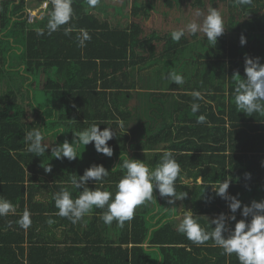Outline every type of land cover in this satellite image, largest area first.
Instances as JSON below:
<instances>
[{"label": "trees", "instance_id": "trees-1", "mask_svg": "<svg viewBox=\"0 0 264 264\" xmlns=\"http://www.w3.org/2000/svg\"><path fill=\"white\" fill-rule=\"evenodd\" d=\"M126 4L128 20L122 23L111 19L105 0L94 9L87 0H73V31L66 36L68 25L51 35L37 33L47 24L50 3L28 25L30 2L0 0V196L16 205V214L0 217V264H239L235 254H223L211 240L195 245L177 225L185 209L200 216L209 231L220 213L232 215L213 186L225 177H231L228 193L242 207L264 200V114L239 112L233 96L236 81L246 79L245 57L264 63V0H125L122 11ZM212 7L226 25L215 45L202 32L171 39L172 31L188 23L186 9L199 13L202 23ZM80 29L91 35L84 48L77 46ZM172 72L184 76L183 85L164 78ZM152 78L160 84L150 83ZM36 90L45 103L36 102ZM193 90L203 96L195 101L197 113L191 110ZM132 98L136 104L130 109ZM200 115L205 123L197 122ZM93 122L105 124L100 130H115L107 142L111 157L97 153L94 142L80 145L81 156L72 161L54 158L51 149L41 157L27 150L25 136L34 128H42L51 147L71 142L74 132ZM131 122H138L140 135L129 128ZM162 147L181 165L176 192L187 194L184 199L169 205L154 189L155 200L138 206L123 227L104 224L103 209L94 208L84 217L87 223L53 215L55 193L68 188L75 198L83 190L70 184L72 175L102 164L110 172L104 187L115 193L125 159L144 161L141 151H149L146 161L155 167ZM48 164L51 172L45 171ZM87 186L99 185L90 180ZM25 208L32 214L27 229L17 223ZM241 211L227 223L229 229L243 218ZM59 227L60 239L54 234ZM77 229L75 239L67 233Z\"/></svg>", "mask_w": 264, "mask_h": 264}, {"label": "clouds", "instance_id": "clouds-1", "mask_svg": "<svg viewBox=\"0 0 264 264\" xmlns=\"http://www.w3.org/2000/svg\"><path fill=\"white\" fill-rule=\"evenodd\" d=\"M100 0H87L89 8H96ZM251 0H236L238 4H248ZM51 4V10L48 13V21L44 28H38V35H44L47 31L51 35L59 31L62 26L64 35H71L73 28L70 22L74 19L75 13L73 8V0H47ZM47 3L45 7H47ZM199 16V13H196ZM226 25L223 14L217 8H210L203 22L196 20L188 22L183 28L172 31L171 39L179 42L186 33L192 35L202 32L203 39L206 37L210 45L217 43V38L225 31ZM91 40V35L86 29H80L76 35L77 46L84 48L87 42ZM247 43L246 38L240 36L241 46ZM245 74L246 79H238L233 91L234 102L236 107L251 116L253 113L264 114V63L260 62V57H245ZM240 77L239 73H236ZM168 78L176 85L184 84V76L180 73H169ZM191 95L194 102L191 104L193 113H197L200 104L195 101L203 99L200 91L193 90ZM207 117L200 115L198 123H205ZM95 123L89 127L74 132V138L71 142L67 139L60 145L51 146L45 143L46 136L39 129H33L25 136L28 144V152L41 157L48 149L56 159L67 158L69 161L75 160L81 156L78 152L80 145L87 146L93 143L97 153L104 154L107 157L113 155V149L108 145V141L116 135L115 130L108 126L100 130V125ZM105 125V124H104ZM123 127V124H120ZM63 133V130H60ZM162 157L159 163L153 167L146 160L125 159L121 165L124 174L118 183H116V191L113 193L105 189L104 184L110 172L102 164H93L85 169L83 175H72L70 184L76 189H83L80 194L73 197V193L68 188H62L55 193V207L58 209L53 215H58L69 219L73 224L83 220L90 214L94 208L103 209L100 213V219L106 225H111L116 221L118 226L123 227L126 221H130L138 206L143 205L146 201L155 200L154 189L158 191L161 197L169 198L167 203L174 205L176 200H181L186 195L177 196L176 181L181 176V165L175 158L173 151L161 148ZM45 168L46 172H51V166L48 164ZM115 169V168H114ZM113 169V170H114ZM112 170V171H113ZM250 175V174H247ZM90 180L95 181L94 189H90L87 184ZM231 177H225L218 185H213L217 196L228 202V208L232 215L220 213L217 217L210 221L215 227L211 231L200 224V216H197L191 209H185L182 213L177 225V230L192 241L195 245H205L208 241H212L213 245L223 250V254L231 256L235 254L239 264H264V200H253L250 205H244L237 198L228 193ZM172 207L171 209H175ZM241 211L243 217L235 223L233 229H229L226 225L229 221H236V213ZM16 214V205L11 200L0 196V217ZM31 212L27 208L24 209L21 218L17 223L24 229L31 225ZM251 218L248 220L247 218ZM173 219H178L173 217ZM49 225L54 221L49 219Z\"/></svg>", "mask_w": 264, "mask_h": 264}, {"label": "rangeland", "instance_id": "rangeland-1", "mask_svg": "<svg viewBox=\"0 0 264 264\" xmlns=\"http://www.w3.org/2000/svg\"><path fill=\"white\" fill-rule=\"evenodd\" d=\"M125 0H105V3H106V5H108L107 7H106V9H107V11H108V13H109V15H110V17H111V19H114V20H116V21H120V22H122V23H125V22H127V18H125V13H128V7L129 6H127V4H126V6L124 7V9H123V11L121 10L122 9V7H121V4L124 2ZM103 6V5H102ZM102 8H105V7H102ZM123 15H124V17H123ZM186 21L187 22H190V21H192V20H196L197 22H199L200 23V21H201V18L198 16L197 17V15L194 13V11H192V10H188V9H186ZM122 18H125L126 20H123L122 21ZM153 23L154 24H156L157 25V23L156 22H154L153 21ZM153 23H150L151 25L150 26H153ZM165 24L164 23H162V26H164ZM158 26V25H157ZM183 27V26H182ZM181 27V28H182ZM148 70V69H147ZM184 70H185V72L187 73V75H189L190 76V72H191V68H190V66H186V67H184ZM150 72V74H152V71H149ZM163 78V77H162ZM164 78L165 79H169L168 78V75H164ZM170 80V79H169ZM150 83H152L153 85H159L160 84V81L158 80V79H151V81H150ZM35 100H36V102L37 103H39V104H43V103H45L46 102V100L44 99V96H43V94H41V91L40 90H36V92H35ZM135 104H136V101H135V99L134 98H132L131 99V101L129 102V108L130 109H132L134 106H135ZM140 125H141V123H140ZM143 125V124H142ZM129 128L135 133L136 132V134L137 135H140V132H141V128L139 127V125H138V122H131L130 124H129ZM161 149V148H160ZM142 152V158L143 159H147L148 157H149V151H141ZM130 153H131V151H130ZM183 182L184 183H186L187 185H191L192 184V182H191V180H187V179H183Z\"/></svg>", "mask_w": 264, "mask_h": 264}, {"label": "built area", "instance_id": "built-area-1", "mask_svg": "<svg viewBox=\"0 0 264 264\" xmlns=\"http://www.w3.org/2000/svg\"><path fill=\"white\" fill-rule=\"evenodd\" d=\"M31 3V6L26 8V23L32 25L36 19H41L45 12V4L47 0H25ZM48 4V3H47Z\"/></svg>", "mask_w": 264, "mask_h": 264}, {"label": "crops", "instance_id": "crops-1", "mask_svg": "<svg viewBox=\"0 0 264 264\" xmlns=\"http://www.w3.org/2000/svg\"><path fill=\"white\" fill-rule=\"evenodd\" d=\"M125 14H127V13H125ZM123 20H125L124 18H122V21ZM81 222H83V223H87L88 222V219H83V220H81ZM62 227H59L55 232H54V234L56 235V237L57 238H62L63 237V232H62ZM76 229V228H75ZM70 236H72V238H74L75 239V234H79L78 233V229L76 230V231H73L72 233H70V232H67ZM68 242V241H67ZM80 246H82V245H80ZM59 247L60 248H63L64 247V244H62V245H59Z\"/></svg>", "mask_w": 264, "mask_h": 264}]
</instances>
